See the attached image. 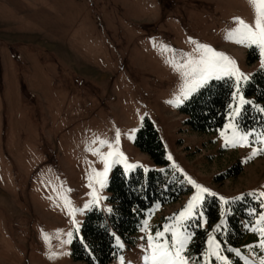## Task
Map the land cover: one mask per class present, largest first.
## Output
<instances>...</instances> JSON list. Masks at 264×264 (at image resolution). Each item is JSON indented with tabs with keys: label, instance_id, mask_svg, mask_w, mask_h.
<instances>
[{
	"label": "rangeland",
	"instance_id": "374dc122",
	"mask_svg": "<svg viewBox=\"0 0 264 264\" xmlns=\"http://www.w3.org/2000/svg\"><path fill=\"white\" fill-rule=\"evenodd\" d=\"M256 15L250 0H0V264H96L74 259L73 242L90 210H111L114 169L127 175L164 169L136 145L146 120L185 191L147 209L134 244L117 236L119 253L107 264H150L148 237L175 224L197 194L189 179L209 193L182 231L195 235L196 220L208 227V197L220 201L222 217L209 228L201 256L191 247L193 236L182 253L188 264H205L210 236L225 258L211 257V264H261L264 128L242 130L237 118L250 101L242 86L262 68V57L258 47L233 38L240 21L254 28ZM202 45L234 60L248 77L239 91L231 77L227 120L208 131L192 129L182 110L202 87L185 95L191 77L182 65L198 59ZM253 47L259 56L251 60ZM234 135L247 139L234 146L228 143ZM246 195L261 211L253 236L235 246L224 237L228 203Z\"/></svg>",
	"mask_w": 264,
	"mask_h": 264
},
{
	"label": "trees",
	"instance_id": "16d2710c",
	"mask_svg": "<svg viewBox=\"0 0 264 264\" xmlns=\"http://www.w3.org/2000/svg\"><path fill=\"white\" fill-rule=\"evenodd\" d=\"M259 56L258 50L250 49V59ZM235 81L231 77L213 79L195 92L182 106L188 115L187 123L196 131H208L221 127L234 100ZM243 92L250 99L242 108L237 122L242 130L264 128V68L253 73L243 84ZM136 145L148 153L164 169L146 172L137 168L127 175L117 166L111 177L108 190L112 208L105 211L97 207L90 210L82 226V236L73 242V257L90 263L107 264L119 253L116 238L120 236L128 246L135 243V234L142 224L147 209L156 201L170 204L185 191L179 181L178 172L170 167L166 158L164 142L153 122L146 120L140 128ZM229 204V205H228ZM227 212L228 229L224 237L235 246H242L250 239L254 218L261 211L260 202L250 195L229 202ZM208 227L200 225L191 243L199 256L205 251L209 228L220 222L222 210L216 197H208L203 204ZM221 231L218 232L220 235Z\"/></svg>",
	"mask_w": 264,
	"mask_h": 264
},
{
	"label": "snow or ice",
	"instance_id": "6c2138e0",
	"mask_svg": "<svg viewBox=\"0 0 264 264\" xmlns=\"http://www.w3.org/2000/svg\"><path fill=\"white\" fill-rule=\"evenodd\" d=\"M256 7V19L255 27L246 24L244 21H240L241 27L237 28L234 33L235 42L246 45L256 46L259 48L260 56L262 57V68H264V0H250ZM204 49L203 54L196 60H188L182 68L185 69L184 74L191 77V85L185 95L194 92L198 87L203 86L209 79H222L224 77H234L237 82V91H239L240 81L247 80L248 77L240 72L236 66V62L231 58L227 57L223 53L215 52L209 46L202 45ZM235 96V93H234ZM241 103H246L243 97L240 98ZM264 111V109H261ZM240 108L234 109V114H239ZM228 127H233L229 124ZM247 135L237 136L234 135L228 143L239 144L242 141H246ZM118 142V137H117ZM256 153L254 152L253 155ZM113 153L109 152L108 156H112ZM122 155V154H121ZM171 159V157H169ZM129 167H134L129 165ZM109 165L105 160V169L103 175L107 174ZM189 182L194 184L197 188V194L192 197L186 208L179 214L175 224L166 226L164 231H157L155 236H149V246L152 249L150 264H188V260L182 253L186 250L188 244L191 242L194 233H186L182 231L184 227L183 221L194 219L198 215L197 205L203 198V194L209 193V189L195 184V181ZM101 186H104L101 182ZM214 195V194H213ZM264 196V193H261ZM223 200V197H221ZM202 215V214H200ZM261 220H264V216H261ZM220 226H217L219 230ZM260 235L264 237V228L259 229ZM171 233V243L165 239V234ZM162 241V242H161ZM208 259L205 264H211V257H216L218 260H224L225 258L219 255L220 244L215 240L214 237H209L208 240ZM259 246L264 248V239H261ZM264 264V261L261 262Z\"/></svg>",
	"mask_w": 264,
	"mask_h": 264
}]
</instances>
